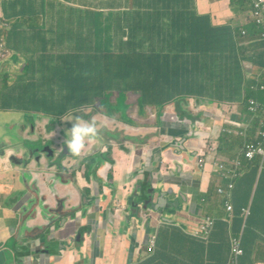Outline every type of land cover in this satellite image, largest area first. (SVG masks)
Segmentation results:
<instances>
[{"label": "crops", "instance_id": "0c3cea01", "mask_svg": "<svg viewBox=\"0 0 264 264\" xmlns=\"http://www.w3.org/2000/svg\"><path fill=\"white\" fill-rule=\"evenodd\" d=\"M251 11L250 0H0V20L9 22L6 52L0 53V125L3 117L14 119L21 139L0 140V247L20 238L36 242L38 250L48 240L54 246L40 264H228L231 237L240 234L239 264H264V160L243 159L230 195L218 193L229 180L216 172V163L239 156L264 127L261 113L249 109L250 100L264 104V91L247 86V76H258L243 66L259 61L261 77L264 47L239 34L255 27L248 23ZM26 38L28 46L20 49ZM257 44L261 49L252 56L250 47ZM113 79L145 96L149 118L168 116L164 127L147 128L152 124L139 116L140 105L125 104V110L98 114L100 120L114 124L117 136L135 135L142 142L104 139L98 131L87 144H112V157L102 147L99 155L92 149L61 159L64 152L59 162L36 158L37 144L65 141L63 128L75 122L70 117L95 120L88 108L117 88ZM178 99L181 108H173ZM176 116L195 120L181 140L173 125L186 127ZM146 132L154 134L143 137ZM212 137L215 145L208 144ZM200 146L210 150L205 162L199 159L203 152L196 157ZM22 154L30 156L14 161ZM99 159L96 177H87L86 163L94 167ZM140 166L188 195L179 224L161 222L166 205L160 193L161 217L143 212L150 226L129 227V197ZM12 169L22 176L15 186L8 185ZM227 204L233 206L230 216ZM244 208L250 209L247 220ZM203 218L214 222L206 240L192 234ZM76 226L82 243L60 246L77 234ZM149 233L156 236L153 247Z\"/></svg>", "mask_w": 264, "mask_h": 264}, {"label": "rangeland", "instance_id": "374dc122", "mask_svg": "<svg viewBox=\"0 0 264 264\" xmlns=\"http://www.w3.org/2000/svg\"><path fill=\"white\" fill-rule=\"evenodd\" d=\"M0 26L4 27V28H8L9 27V22L5 21V20H0ZM263 27V26H262ZM262 33H254L252 36V41L253 42H259V39L261 38ZM28 46V40L27 38L20 44L19 48L20 49H24ZM136 49V48H133ZM141 49V48H140ZM261 49V45L257 44V45H253L250 47V53L252 54V56H254L256 53H258V50ZM262 52H264V48L262 50ZM257 56V55H256ZM260 56V55H259ZM258 58H256V60H258ZM14 62H16L15 58L12 59ZM255 60V59H254ZM257 66L256 65H252V64H248V63H244V69L247 71H250V75L252 74V72L257 75L258 77H254V78H250L247 76L246 81H247V86L253 87L256 86L259 83L260 80V75H261V68H259V61H257ZM106 72L108 73L110 70L105 69ZM5 76L8 78V80L10 82H12V80L14 79L13 73L10 70H7L5 73ZM18 77H20V75L18 74ZM139 78V83L142 85V76L139 74L138 75ZM106 82H109V79L105 80ZM114 83L117 84V88H113V89H109L107 95L104 97V100H102L101 98L97 99L96 104L93 105L92 108H88V111H90V113H95L96 117H95V122L97 124V129L98 131H104L105 134H103L104 139H117V138H125L128 140H137V142H142V139L140 137H137L135 135H129V134H122L121 136H117L116 135V131H117V127L114 126V124L111 123H104L102 120H100V116L98 114H106V115H110V114H114L115 113V108H119L121 110H125V104L129 105L131 108L134 106H138L139 107V116L143 117L144 119H149L150 124L152 125H148L147 128L149 129H161L164 127V124L162 121H165V118L168 116H164L165 114H154L152 116H150V118L148 117V115L146 114V109L144 107V103L143 100L145 99V96H142V94L138 93V92H133L130 93L128 91V89H122L125 82L123 80L120 79H113L112 80ZM116 90L117 93H116ZM143 104V105H142ZM175 105H177L179 108H181L182 106V101L181 100H176ZM143 106V107H142ZM87 111V110H86ZM144 116H143V115ZM74 122H72L73 124ZM169 123V122H168ZM171 123V122H170ZM71 124V126H72ZM16 122L14 119L12 118H8V117H3L1 119V125H0V140L2 138H5L13 143H21V139L16 135ZM71 127H65L63 128L64 132H67V130H70ZM149 134H154L152 132H146L144 133V136H147ZM99 140V139H97ZM100 142L103 143V140L100 139ZM209 145H215V137H212L211 139H209L208 141ZM37 147L39 148V152H35L36 154V158L38 157V155H45L46 158H53L55 159V162H59L60 161V156L65 152V144L63 143H59V144H53L51 142H42L40 144H37ZM201 150L197 151V155L201 154ZM20 156V155H19ZM30 154H26V155H21L20 157H18L17 163L19 162H25L26 158L29 157ZM14 163V162H13ZM13 165V164H12ZM26 177L28 175H25ZM16 181L21 182L22 181V176L20 173H14L13 169L12 172L9 176V182L8 185H13L15 186ZM160 183H162L161 180H159ZM155 189V183L152 184V188L149 190V193H152V191ZM155 195L158 194V192L156 191L154 193Z\"/></svg>", "mask_w": 264, "mask_h": 264}, {"label": "water", "instance_id": "95a60500", "mask_svg": "<svg viewBox=\"0 0 264 264\" xmlns=\"http://www.w3.org/2000/svg\"><path fill=\"white\" fill-rule=\"evenodd\" d=\"M177 132V131H175ZM181 140V138H180ZM66 157L71 158L73 157L69 152L68 149H65ZM16 158H14V161ZM153 171L139 172L138 174V184L135 185L131 196L129 197V203L131 208L133 207L134 210H131V214L129 216V227L132 228L134 226L138 228H142L144 224L150 226V221L145 216L140 217L143 212H157L156 217L160 218V205L162 203V193L165 204V212L162 213V218L160 219L163 224H170V225H177L179 224L177 221L178 217H182L184 212L188 210H184V203L189 202L190 199L186 193L177 192L175 183H170L168 178H164L166 180L165 185L169 184L170 187L165 189V185H163V179L161 176H154ZM131 175L129 174L124 182V185H127L131 182ZM162 181V183L159 182ZM155 183V189L152 193H149V190L152 188V184ZM158 192L155 195V192ZM190 194V193H189ZM173 197H176L173 200ZM110 211V210H109ZM152 227V226H151ZM62 229V228H61ZM60 229V230H61ZM77 234L72 237L69 241H61V245H70L72 243H82V234L80 229L76 226ZM151 231V230H149ZM152 233L148 234L151 238L153 235ZM151 235V236H150ZM36 242L31 243H23V241L19 238L14 240L8 247H4L3 245L0 247V264H40L42 260L49 258L48 249L54 246L51 244L50 241L45 240L38 248L35 250ZM9 255V259L6 260L5 256Z\"/></svg>", "mask_w": 264, "mask_h": 264}, {"label": "built area", "instance_id": "2783aa9c", "mask_svg": "<svg viewBox=\"0 0 264 264\" xmlns=\"http://www.w3.org/2000/svg\"><path fill=\"white\" fill-rule=\"evenodd\" d=\"M253 2V12L251 17V22L255 23L257 26L264 24V0H252ZM0 26V33H1ZM264 36V34H263ZM264 79V75L262 76ZM261 88L264 90V83L261 85ZM253 111L255 113H261L262 118L264 119V108L257 102L251 101ZM264 124V123H263ZM256 158H261L264 160V127L259 129L256 138L252 142H248L245 144L242 152L239 156L232 160L222 161L216 164V169L220 172V175L229 180L226 187H218L219 194L230 195L235 188L236 180L240 178L243 174V169L245 165L243 163V159L251 163ZM227 209L229 212H233V206L231 204H227ZM250 216V209L244 208L242 210V217L247 220ZM213 226V220L207 218L204 220L199 229L194 232V235L198 236L202 239H207L208 234ZM156 236L151 238V246L153 247L155 244ZM244 254V250L242 247V235H233L231 237V254L230 260L228 264H239L240 257Z\"/></svg>", "mask_w": 264, "mask_h": 264}, {"label": "clouds", "instance_id": "9594fccd", "mask_svg": "<svg viewBox=\"0 0 264 264\" xmlns=\"http://www.w3.org/2000/svg\"><path fill=\"white\" fill-rule=\"evenodd\" d=\"M250 1H251V5H252V11H251L250 20H249L248 23L249 24H253L255 27L252 28V29H248V28L241 29L239 31V34H241L242 37L247 38L249 36H252L258 30V33H260V32L262 33L261 38L259 39V42H261V39H262L263 34H264V29L262 31H259V29L262 26L264 27V24L260 25V26H257L255 23L251 22V17H252V12H253V2H252V0H250ZM5 30H6V28L2 27L1 28V33H0V53L2 55H4L5 52H6V50H5V40H4V37H3V31H5ZM263 83H264V79L261 76L260 80H259V83L254 88L255 89H259L261 91H264L261 88V85H263ZM251 101H253V102H257V101L250 100L249 109H250V111L254 112L252 104H251ZM257 103H259V102H257ZM260 105L262 107V104H260ZM73 120L75 122L72 124L70 130H67L66 139L64 141V144L66 145V147L68 149V152L72 156L79 157L81 154H84L87 151V145H88L87 143L92 142V141H94L97 138L98 129H97V124H96L94 119H92V120H84V119H82L81 117H78V116L69 118V121H73ZM174 120H176L180 125H185L186 128H179V127H174V125L172 123L173 130L180 133V138L181 139L186 138V134H188L191 131V126L195 122L194 118H185L184 116H180V117L176 116L174 118ZM188 126H189V128H187ZM198 136L201 137V135H198ZM199 150H201L204 153V155H205L203 157V154H202V156H200L199 159L205 162L206 161V159H205L206 154L208 152H210V150H209V148L207 146H202V147L200 146L197 151H199ZM196 157H198L197 153H196ZM220 162H222V161H220ZM216 172H218L217 169H216ZM226 208H227V206H226ZM227 211H228V209H227ZM232 213L233 212H229L228 211V216L232 215ZM206 219L207 218H203L202 220L199 221L198 228L196 230L199 229L201 223L204 220H206ZM213 224H214V222H213ZM196 230L193 231V233H192L193 235H194V232ZM153 236H155V235H153ZM194 236H196V235H194ZM196 237H198V236H196Z\"/></svg>", "mask_w": 264, "mask_h": 264}, {"label": "trees", "instance_id": "16d2710c", "mask_svg": "<svg viewBox=\"0 0 264 264\" xmlns=\"http://www.w3.org/2000/svg\"><path fill=\"white\" fill-rule=\"evenodd\" d=\"M253 27H254V26H253ZM250 28H251V27H250ZM256 33H258V30L256 31ZM261 43H262V45H263V47H264V36H263L262 39H261ZM263 75H264V72H263ZM263 75H262V76H263ZM172 107H173V108H176V109L179 108L177 105H173ZM262 108H264V104H263V103H262ZM65 157H66V155H63V156L61 157V159H64ZM101 162H102V159H99V160L96 162L97 165L94 166V167H93V165H92L90 162H87V163H86V170H87V172H86V176L89 177V174L92 173V174L94 175V177H96V167L99 166ZM110 163H111V165L114 164V162H112V161H110ZM107 183H108V184H112V185H114V178H113V175H112L111 172L108 174Z\"/></svg>", "mask_w": 264, "mask_h": 264}, {"label": "flooded vegetation", "instance_id": "af4514ba", "mask_svg": "<svg viewBox=\"0 0 264 264\" xmlns=\"http://www.w3.org/2000/svg\"><path fill=\"white\" fill-rule=\"evenodd\" d=\"M162 131H164V130H159V133L162 132ZM102 147H103V148H106L107 151L109 152V154H110L111 157H112V144H110V143H100V141L97 140L96 143H93V144H91L90 146L87 145V150L95 149V152H98V155H99V154H102V153H103V152L101 151V148H102ZM112 160H114V159H112ZM139 171H140V172L143 171L142 166L139 167ZM137 184H138V183H137ZM137 184H136V185H137ZM109 186L111 187L112 184H109Z\"/></svg>", "mask_w": 264, "mask_h": 264}]
</instances>
